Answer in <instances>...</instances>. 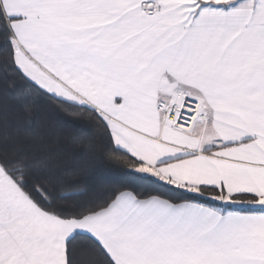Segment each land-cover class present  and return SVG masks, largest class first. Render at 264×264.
<instances>
[{
    "label": "snow or ice",
    "instance_id": "obj_1",
    "mask_svg": "<svg viewBox=\"0 0 264 264\" xmlns=\"http://www.w3.org/2000/svg\"><path fill=\"white\" fill-rule=\"evenodd\" d=\"M0 264H264V0H0Z\"/></svg>",
    "mask_w": 264,
    "mask_h": 264
}]
</instances>
